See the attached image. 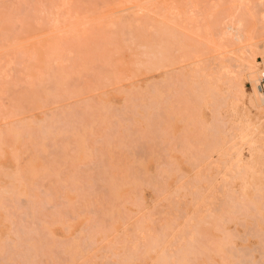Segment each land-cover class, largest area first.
<instances>
[{
  "label": "rangeland",
  "instance_id": "rangeland-1",
  "mask_svg": "<svg viewBox=\"0 0 264 264\" xmlns=\"http://www.w3.org/2000/svg\"><path fill=\"white\" fill-rule=\"evenodd\" d=\"M260 6L243 41L236 0H0V264H264V165L229 171L224 94L246 43L264 68Z\"/></svg>",
  "mask_w": 264,
  "mask_h": 264
},
{
  "label": "bare ground",
  "instance_id": "bare-ground-1",
  "mask_svg": "<svg viewBox=\"0 0 264 264\" xmlns=\"http://www.w3.org/2000/svg\"><path fill=\"white\" fill-rule=\"evenodd\" d=\"M261 2L262 0H236L237 7H238L236 10L238 11V13L235 15V18L237 19L238 26L233 28L232 26L230 27V25L228 24L224 25V21L221 22L217 18L216 21L214 22V25L211 27V29H209L207 25L203 26V30L205 31L203 37L205 38L206 43H210V44L218 43L219 45H221L223 41L227 38V36L225 37V34L227 33L226 31H223V32L219 31L220 23H223L224 29L226 30L231 29L230 31L234 30L232 32L234 33L233 35H234L235 40L247 41L248 39H250L251 37H248L249 33L251 32L250 28L255 26L254 21L256 20H254L253 18L256 19L255 17L257 15L256 11H260L259 9H261V6H260ZM244 17H247L248 19L250 18V21L247 22V24L243 22ZM259 17H260V20L264 22V9H262L261 12H259ZM227 18H229V20H232L234 18V14L231 13L229 17ZM135 20H138V19H134V21ZM57 21L58 20L56 17L55 19H53L52 22L53 24H55ZM212 33H214L218 41L216 42L213 41L214 38L211 39V37L207 38V35H212ZM245 46L246 47H243V49L241 48L239 52L242 54L248 53L251 56L250 58L251 60L250 59H248V61L245 60V63L243 62V64L240 65L237 68V70L231 74L232 77L228 79L226 88L224 90L225 97H227V95L229 94H232V95L234 94V96L236 97L234 102L236 104L240 103V106L242 108L241 111L238 114H236V120H238V124L236 125L237 132L233 133V131H231L232 133L231 139L239 138V140H244L245 142L249 144L247 146L248 147V157L247 158H242L241 153H240L241 151L239 149L240 147H235L236 148L235 154H234L235 157L233 158V160H231L232 159L231 158L229 161H226V165H228L229 171L234 172L235 174H238L240 170H244V172L253 171L254 167L264 165V122H262V119H261L262 114H264V93H261V91H259L258 89V82L260 81V77L262 75L261 73L262 71H264V68L259 69V72H257V74H259L260 76L258 78H255L256 71L252 68H253L254 63H258L257 52H255V50L253 49H250L249 42L246 43ZM175 63H178V62H175ZM34 65H36L35 61L30 64V68H32ZM161 66H164V64H161V65L159 64V67ZM226 67L227 65L222 64L217 69L220 71L221 69H226ZM249 81H256V83L254 87H252L250 92H247L244 86H245V82L249 83ZM34 99L35 98L33 96L24 99L23 101L26 103L25 106H30ZM251 111H253L254 113L250 114ZM4 115L0 113V120L2 119ZM219 130L220 129L216 130V128L213 129L214 131L213 135H215V133L217 132V135L219 136L217 141L215 139L216 142L214 144L221 145L223 156H226L230 148H234V145H230L229 147H227L228 145H225V144H229V142L227 143L224 140L225 144L223 143L224 136L223 137L221 136L220 138ZM223 145L226 146L227 148H225ZM236 194L237 192L229 193V191H227L225 195L226 198H225L224 206L228 208L229 212H233L234 210H238V209H245L244 198H242L243 196L242 193L241 194L239 193L238 195ZM164 236H162L161 238L165 239ZM156 239H157V236L151 237L150 241L153 240L155 242ZM157 243L158 242H155L154 247L158 246ZM147 244H148L147 246L149 247V249L152 251L153 242L152 243L150 242ZM159 258H160V261L162 262L167 261L166 259L167 257L164 256L163 253H161Z\"/></svg>",
  "mask_w": 264,
  "mask_h": 264
},
{
  "label": "built area",
  "instance_id": "built-area-1",
  "mask_svg": "<svg viewBox=\"0 0 264 264\" xmlns=\"http://www.w3.org/2000/svg\"><path fill=\"white\" fill-rule=\"evenodd\" d=\"M261 74L262 75L260 77V81L258 82V89H259V91H261V93H264V87H262V86H264V71H262Z\"/></svg>",
  "mask_w": 264,
  "mask_h": 264
}]
</instances>
